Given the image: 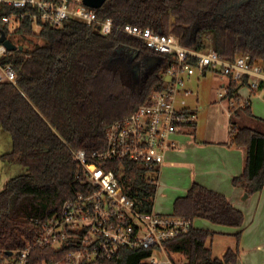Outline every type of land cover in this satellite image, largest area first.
<instances>
[{
	"label": "trees",
	"instance_id": "obj_1",
	"mask_svg": "<svg viewBox=\"0 0 264 264\" xmlns=\"http://www.w3.org/2000/svg\"><path fill=\"white\" fill-rule=\"evenodd\" d=\"M96 10L118 25L133 23L174 33L185 46L213 48L230 60L248 54L253 64L264 67V0H106ZM2 30L8 32L5 25ZM18 32L23 49L2 57L16 70L18 82L0 81V125L13 145L2 158L22 166L23 172L0 190V264H21L28 243L32 248L27 263L45 264L81 247L70 242L56 250L36 241L44 223L61 212L67 199L92 190L73 151L103 150L108 127L138 105L150 103L164 88V71L173 57L123 31L104 34L77 19L60 28L46 25L40 32L27 19ZM152 57L158 61L149 66ZM241 86L231 80L228 87V96L237 102L243 100ZM244 114L255 124L241 123ZM231 123L232 141L248 153L246 169L234 183L253 194L264 188V119L247 103L233 110ZM108 168L116 171L138 204L153 209L158 165L115 160ZM173 213L238 228L236 245L222 258L207 245L215 231L194 225L187 234L167 241L171 252L186 255L183 264L237 261L245 215L224 194L194 182L186 195L176 198ZM154 253L155 248H124L111 259L80 264H146L142 260Z\"/></svg>",
	"mask_w": 264,
	"mask_h": 264
},
{
	"label": "built area",
	"instance_id": "obj_2",
	"mask_svg": "<svg viewBox=\"0 0 264 264\" xmlns=\"http://www.w3.org/2000/svg\"><path fill=\"white\" fill-rule=\"evenodd\" d=\"M27 19L37 32L46 25L63 27L70 19L97 27L104 34L120 30L142 39L155 51L173 57V62L164 71V88L154 93L150 103L138 105L108 127L103 150L73 151L92 190L67 199L61 212L44 223L36 241L56 250L64 249L70 242H79L81 247L61 260L45 264L98 262L111 259L124 248L137 247L155 248V253L161 252L166 257L160 261L154 253L144 258L143 263L174 264L166 242L187 234L194 221L174 213L158 212L154 207L144 209L126 192L120 177L114 169L108 168V164L115 160H130L161 167L167 152L178 147L176 136L180 132L187 133L198 119V110L188 105V97L194 90L188 86L187 79L208 70L241 84L249 76L253 91L264 95L263 65L253 64L248 54L230 60L213 48L198 50L185 46L174 33H163L149 26L118 25L112 17H100L96 8L86 5L83 0H0V27H7L8 32L2 31L17 45H20L18 30ZM9 32L14 33L15 39L9 37ZM9 51L0 41V81L17 84L18 74L14 67L2 62V57ZM228 87H224L220 95L229 98L232 112L249 103L246 99L237 102L228 96ZM31 248L28 243L19 258L21 264H28Z\"/></svg>",
	"mask_w": 264,
	"mask_h": 264
},
{
	"label": "crops",
	"instance_id": "obj_3",
	"mask_svg": "<svg viewBox=\"0 0 264 264\" xmlns=\"http://www.w3.org/2000/svg\"><path fill=\"white\" fill-rule=\"evenodd\" d=\"M214 72L208 70L203 75L195 74L187 79L188 86L195 90V94L188 97V105L197 108L198 111L200 107L204 111L198 112V119L193 128L186 134L176 136L178 147L167 152L166 161L159 171L166 189V202L160 204L157 201V196L163 189L162 185L160 190L158 186L154 208L157 210V205H161L163 211H158L172 214L176 198L186 195L194 182L224 194L245 215L239 242V255L233 264H264V188L249 194L244 187L234 183V179L243 174L246 169L248 153L246 147L236 145L232 141L231 102L229 98L220 95L222 88L228 87L231 82L228 76L215 72L219 78H216L214 89L220 91L218 95L217 93L212 95L211 103L206 104L208 107L202 106L198 88L200 80ZM238 93L243 99L249 101L253 114L264 119L263 109L260 111L255 107L256 105H253V97L258 92L253 91L250 82L242 83ZM260 95L264 98V95L261 93ZM239 120L244 125L255 124V120L246 114ZM4 153L0 155L1 160H4L2 158ZM194 225L216 232L207 243L216 257L222 258L227 249L237 243L234 236L238 231L236 227L216 224L202 218H196ZM217 243L222 244V247L215 252Z\"/></svg>",
	"mask_w": 264,
	"mask_h": 264
},
{
	"label": "rangeland",
	"instance_id": "obj_4",
	"mask_svg": "<svg viewBox=\"0 0 264 264\" xmlns=\"http://www.w3.org/2000/svg\"><path fill=\"white\" fill-rule=\"evenodd\" d=\"M8 34H9L10 38L15 39L14 33L9 32ZM215 76H216L215 72L209 73V74H207V76L202 77L200 80V86H198V88L200 90V98H201V101L203 104L202 106H205L206 104L209 105V103H211L212 95L215 93H217V95H218V92L220 91L218 89H214V84L217 82L216 78L218 77V76H216V77ZM222 90H223V88H222ZM194 94H195V90H194ZM260 96H261L260 92H258L257 95L255 97H253V99H254L253 105H256L255 107L258 108L260 111L263 109V112H264V98H262ZM220 103H223V102L220 101ZM208 105H206V106L208 107ZM206 106H205V108H206ZM199 111L202 113L204 110L199 107ZM179 134H183V132H180ZM184 134H186V133H184ZM12 146H13L12 145V138H11L10 134L7 131H5L2 128V126L0 125V155L6 151L11 150ZM22 168L23 167L20 165L9 164L6 161L1 160V158H0V190L6 186V183L10 178L21 174L23 172ZM159 173L160 172L153 174V178L156 180L157 184H158V182H160L158 184L159 190H160L161 185L163 188L160 190V192L157 196V201L160 204L161 203L165 204V202H166V193H165L166 189L164 188L163 178H160ZM155 197H156V195H155ZM154 201H155V198H154ZM156 208H157V211L158 210L163 211V207H161V205H159V206L157 205ZM161 211H158V212H161ZM166 214H170V213H166ZM220 247H222V244L220 245L217 243L215 245V252H218V249ZM168 252H169L170 258L172 259V262L174 264H183L187 261L186 255L182 252H171L169 249H168ZM155 257L160 261L165 260V258H166L164 256V254H162L161 252L155 253Z\"/></svg>",
	"mask_w": 264,
	"mask_h": 264
},
{
	"label": "water",
	"instance_id": "obj_5",
	"mask_svg": "<svg viewBox=\"0 0 264 264\" xmlns=\"http://www.w3.org/2000/svg\"><path fill=\"white\" fill-rule=\"evenodd\" d=\"M83 1L88 6H91L94 8H100L103 6V4L105 3L106 0H83ZM0 41L4 42L7 45L8 49L11 51L17 50V49H23V45H17L16 43L12 42L9 38H7L5 31L1 32ZM157 61H158L157 57H152L149 60V66H152ZM246 195L248 196V193ZM11 254H12V252H11ZM163 264H166V263H163Z\"/></svg>",
	"mask_w": 264,
	"mask_h": 264
}]
</instances>
